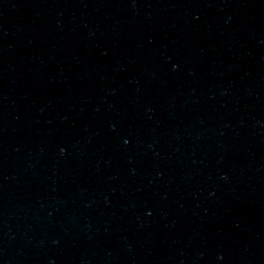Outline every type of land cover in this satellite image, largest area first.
<instances>
[{
    "label": "water",
    "instance_id": "95a60500",
    "mask_svg": "<svg viewBox=\"0 0 264 264\" xmlns=\"http://www.w3.org/2000/svg\"><path fill=\"white\" fill-rule=\"evenodd\" d=\"M0 264H264V0H0Z\"/></svg>",
    "mask_w": 264,
    "mask_h": 264
}]
</instances>
